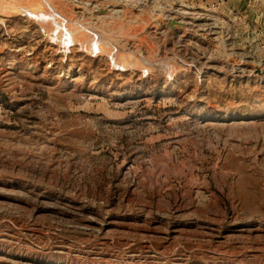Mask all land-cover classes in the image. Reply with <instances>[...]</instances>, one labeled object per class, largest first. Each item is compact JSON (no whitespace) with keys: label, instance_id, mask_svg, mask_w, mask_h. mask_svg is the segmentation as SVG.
<instances>
[{"label":"rangeland","instance_id":"1","mask_svg":"<svg viewBox=\"0 0 264 264\" xmlns=\"http://www.w3.org/2000/svg\"><path fill=\"white\" fill-rule=\"evenodd\" d=\"M0 264H264V0H0Z\"/></svg>","mask_w":264,"mask_h":264},{"label":"bare ground","instance_id":"2","mask_svg":"<svg viewBox=\"0 0 264 264\" xmlns=\"http://www.w3.org/2000/svg\"><path fill=\"white\" fill-rule=\"evenodd\" d=\"M31 12V11H30ZM181 13V12H180ZM175 16V15H174ZM52 30V29H51ZM70 34V33H69ZM67 35V34H66ZM59 37H61V36H59ZM67 37V36H66ZM70 37V36H69ZM64 42V41H63ZM92 47V46H91ZM91 50V49H90ZM92 50H93V48H92Z\"/></svg>","mask_w":264,"mask_h":264}]
</instances>
